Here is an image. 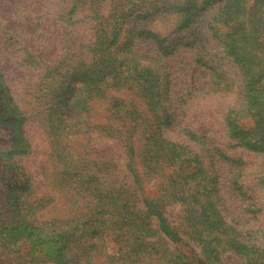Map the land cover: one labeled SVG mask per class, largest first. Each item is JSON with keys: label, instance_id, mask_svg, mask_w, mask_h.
<instances>
[{"label": "rangeland", "instance_id": "374dc122", "mask_svg": "<svg viewBox=\"0 0 264 264\" xmlns=\"http://www.w3.org/2000/svg\"><path fill=\"white\" fill-rule=\"evenodd\" d=\"M62 228L67 264H264V0H0V264Z\"/></svg>", "mask_w": 264, "mask_h": 264}, {"label": "trees", "instance_id": "16d2710c", "mask_svg": "<svg viewBox=\"0 0 264 264\" xmlns=\"http://www.w3.org/2000/svg\"><path fill=\"white\" fill-rule=\"evenodd\" d=\"M168 122L167 121H164V119H163V121H158V125L156 126V132L158 133V134H155V136L156 137H159V140L161 139V142L163 143V144H167V143H170V142H172L171 141V138L169 139V137L166 135V133H165V130H164V126H162V125H165L166 126V124H167ZM197 162H200L199 161V159H197ZM199 168H201V165H197ZM26 185H23V186H21V187H25ZM165 188L166 189H168V186L167 185H165ZM167 196H171V195H169V194H166ZM209 196L210 197H212L213 196V193L212 192H210L209 193ZM195 218V217H194ZM196 219V218H195ZM88 223V221H85L83 224H87ZM181 224H183L184 225V223L182 222ZM183 228H185V225L183 226ZM63 229V228H62ZM96 231H98V233H100V234H102L103 233V230H96ZM173 234L175 235L176 234V232L175 231H173ZM60 237H61V239H62V243H61V245H60V247L58 248V252H59V261L58 262H61V264H67L68 262H69V260H68V255H67V252L69 251L68 249H69V245H71V242H69V239H67V237H70L69 235H67V233H66V231H65V229H63V231H62V233L60 234ZM176 240L177 241H179L180 240V237L179 236H177L176 237Z\"/></svg>", "mask_w": 264, "mask_h": 264}]
</instances>
